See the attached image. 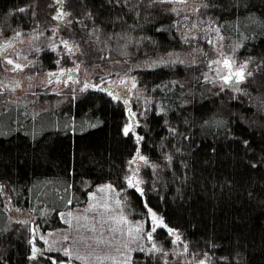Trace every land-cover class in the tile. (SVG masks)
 I'll list each match as a JSON object with an SVG mask.
<instances>
[{"label": "trees", "instance_id": "1", "mask_svg": "<svg viewBox=\"0 0 264 264\" xmlns=\"http://www.w3.org/2000/svg\"><path fill=\"white\" fill-rule=\"evenodd\" d=\"M202 2L209 7L198 12L199 29L201 20L218 28L228 52L248 65L249 76L237 90L205 80L203 57L196 55L193 63L194 55H186V46H206L201 35L185 44L181 26L187 13L173 3L59 4L70 15L54 34L79 48L72 57L67 52L62 65H136L159 54L175 59L176 53L185 54V62L168 59L135 69L158 109L127 136L125 105L96 89L61 102L53 110L54 124L21 123L16 114L18 123L1 125L0 264H53L45 256L30 258L31 222L10 219L5 204L33 214L39 230H53L63 227V211L84 207L90 193L107 183L126 191L135 217L146 220L150 209L163 219L167 228L158 227L154 239L182 246L190 259L185 263L209 258L211 264H264V0H235L240 6L227 9L229 0ZM21 7L26 11L19 12ZM56 7L53 0H0V38L37 22L50 29L57 24ZM57 58L42 52L39 69H56ZM140 152L149 163L134 188L126 178ZM133 261L172 264L157 252L137 253ZM179 261L175 264H185Z\"/></svg>", "mask_w": 264, "mask_h": 264}, {"label": "rangeland", "instance_id": "2", "mask_svg": "<svg viewBox=\"0 0 264 264\" xmlns=\"http://www.w3.org/2000/svg\"><path fill=\"white\" fill-rule=\"evenodd\" d=\"M53 2L57 5L55 17L61 8L56 3V0H53ZM173 4H175V8L187 13L184 14L186 16L181 26L182 39L185 44H188L190 39L197 40L201 35L202 38L200 40L206 46L198 45L199 47L194 50L189 49L187 46L185 47L186 55H194L193 63L196 60V55L203 57L204 61L201 63H204L205 66L203 72L205 80L225 87L222 77L226 76L228 72L222 62L226 58L231 61L234 70L240 69L241 65H246L244 69L245 75L246 77L249 76L248 65L239 63L236 57L228 52L224 39H220L222 37L220 31H215L216 27L205 24V21L201 20L200 23L204 24V28L199 29L200 24H198L199 26L197 25L199 23L197 20L199 11L197 12L196 9L200 10L203 6L202 0H186V3ZM193 16L195 19H193ZM65 18L66 15L63 19H55L57 24L50 29H46L41 25V22H37L27 30L0 38V45L6 47L15 46L7 50L3 58L4 73L0 80L3 82L4 80L5 82L7 81L9 86L0 83V118L3 117L1 114L4 112H10L11 114L8 113L9 116L3 117L4 119L0 121V127L1 125H15V122H17L15 118L18 115L21 117V123H24L23 120H25L33 125L42 123L43 126H48L54 124L52 118L55 112L53 111L54 108L61 107V102L68 101L70 96L74 100L86 88L96 85L112 88L114 93L120 96L119 100L122 102L128 101L131 104L138 126L145 123L151 113L156 110V107L158 109V105L155 98L149 95L146 87L139 83L137 74L134 73L135 69L157 67L166 64L168 59L172 60V63H184L185 60L182 56L185 54L176 53L175 59H166L167 57L162 54L153 55L136 65L131 62H108L105 65L98 64L89 68L75 62L70 67L65 66L62 63H64L65 54L70 51L69 49H72L70 57L79 50L76 46L71 47L70 45L66 48L62 44L61 38L54 34L59 30ZM18 33L20 35H17ZM9 44L11 45L9 46ZM207 48H213L212 54ZM204 49H207V51ZM46 50L55 53L58 57L57 61L59 62L57 63L56 61L57 68L55 70L66 69L70 72H80V82L73 83L71 81L68 85L49 82L48 73H51L49 72L50 70L39 69L38 67L40 62L38 57ZM9 59L14 64L22 66L23 70L19 75L12 74L14 72L13 65L6 63ZM213 61H219L220 63H213ZM109 96L117 99L113 93L109 94ZM37 104L40 105L38 110L35 109ZM37 114L38 117L33 119ZM32 116L34 117L32 118ZM139 155L147 159L141 152ZM148 163V159L147 163H145L136 156L134 165L130 168L126 178L128 186H130V179H133V183L139 181L136 187L143 182L142 170L145 164ZM108 185H111L110 190L99 191L100 188H106ZM5 210L8 217L14 221L30 222L28 219L33 215L28 211L18 210V208L9 203L5 204ZM151 212L153 211L151 210ZM157 216L160 217L159 215ZM61 217L63 227L53 230L41 231L36 225L32 224L33 222L31 223V234L32 229H35L34 235L31 237V251L33 247L41 249L43 256L51 257L52 262L55 261V258L50 256L53 253L61 256L62 259L60 261H66V264H125V260L129 257L131 258V264H133L137 253L142 252L139 249L143 248L145 249L143 252H148L147 250L152 248L153 244H155L156 248L162 249V251L157 253L163 261H170L172 264L179 260V262L182 261L181 263L184 261L190 262L182 246L174 243L163 245L156 242L154 233L151 241L146 239V234L151 224L150 212H148L146 220L135 217L134 209L130 205L126 191L120 190L112 184L107 183L97 186L90 193L89 201L84 207L65 210L62 212ZM121 218H124L126 222H121ZM138 225L143 229L139 234L136 232ZM65 236L68 238L67 240L63 239ZM173 237L175 238V235ZM45 240H47V243H45ZM49 247L52 248L51 252L48 251ZM66 248L72 251L71 257L63 255V251ZM39 255L38 253L37 256ZM77 255L85 259L77 260L75 259ZM180 257L183 259H180ZM201 261H204V264H211L209 258L199 260L196 264H200Z\"/></svg>", "mask_w": 264, "mask_h": 264}, {"label": "snow or ice", "instance_id": "3", "mask_svg": "<svg viewBox=\"0 0 264 264\" xmlns=\"http://www.w3.org/2000/svg\"><path fill=\"white\" fill-rule=\"evenodd\" d=\"M62 2H63V0H56V3L57 4H61ZM152 2L155 3V2H157V0H152ZM159 2L160 3H186V0H159ZM106 3H108L110 5H118V4H121V3L128 4L129 3V0H106ZM238 6H240V5H238L235 2V0H229V2H226L223 5V7L225 9H227L228 7L235 8V7H238ZM203 7L204 8H208L209 7V4L204 3L203 4ZM245 7H246V5H245ZM18 11L19 12H25L26 9L23 8V7H21V8L18 9ZM173 11H175V9H173ZM196 11L198 12L199 9H196ZM65 15H70V13H64L63 11H60V12L57 13V15L55 17H53V19L60 20V19H63V17ZM88 15L91 16V13H88ZM93 31L95 32L96 30L94 29ZM215 31L219 32V29L217 28V29H215ZM17 35H20V34L18 33ZM97 39H98V37H97ZM220 39H223V37H220ZM62 43H64V45H65L66 48L68 47L67 41H62ZM209 43H211V41H209ZM9 46H10V44H9ZM69 50L72 51V49H69ZM53 51H55V49H53ZM58 62L59 61H57V63ZM6 63L9 64V65H13V71H22L23 70V68H22V66L20 64H14V62L12 60H10V59L7 60ZM213 63H220V62L219 61H213ZM222 63H223V66L228 69V75L222 77L224 83H230L231 82V77L233 75L239 77L241 80L244 78V69H245L246 65H241L240 66V69L238 71L233 72L232 71V63H231V61L229 59H227V58L224 59ZM63 74L64 73H63V70H62L59 73V75H63ZM56 75H57V73H48V76L49 77L56 76ZM0 83H2V82H0ZM86 87H87V85H86ZM101 90H103V89H101ZM109 94L111 95V93H109ZM124 103L127 104L128 101H125ZM134 115L135 114L132 113V116H134ZM130 132H134V123H130V124L126 125L123 128V134L125 136H127ZM136 139H137V142H139L140 140L143 139V137L142 136H138ZM137 156H138V158L140 160H143L145 163H147V159L145 157L140 156L139 153H137ZM137 183H139V181H136V183H133V179H130L129 180V185L132 186V187H134V188L136 187V184ZM106 189H109L110 190L111 189V185L106 186V188H100L99 191L100 192H104V191H106ZM138 190L140 191V194L143 195V190L142 189H138ZM0 191H2V188H0ZM93 198L95 199V197H93ZM117 203H119V201H117ZM149 212H150V215H151V224L149 226V231L146 234V239H148L149 241H151L153 239V235L152 234L156 231L157 227L167 228V225L164 224L163 219L161 217H158L155 212H151L150 209H149ZM121 222H126V221L124 220V218H121ZM19 223H26V221H19ZM167 230H168L169 234L175 235V232H174L173 229H170L169 228ZM33 231H35V229H33ZM142 231H143L142 227L138 225L137 228H136V232L139 234ZM129 234H131V233H129ZM141 238H145V237H141ZM63 239L64 240H67L68 238L65 236ZM176 239L179 240L180 237L177 235L176 236ZM45 243H47V240H45ZM139 250L142 251V252L145 251V249H143V248H141ZM48 251L51 252L52 251V248L49 247ZM147 251L151 254L152 252L162 251V249L156 248L155 244H153L152 248L148 249ZM38 253L41 256H43V252L41 251V249H38L36 247H33L32 248V256L30 258L31 259H37V254ZM63 255L65 257H71L72 256V251L70 249H67L66 248L63 251ZM49 259H52V258L49 257ZM75 259H77V260H83L85 258L82 257V256L77 255L75 257ZM98 259H99V257H98ZM53 264H57V262L56 261H53ZM59 264H66V261H60ZM125 264H131V258L130 257L125 260ZM200 264H204V261H201Z\"/></svg>", "mask_w": 264, "mask_h": 264}, {"label": "water", "instance_id": "4", "mask_svg": "<svg viewBox=\"0 0 264 264\" xmlns=\"http://www.w3.org/2000/svg\"><path fill=\"white\" fill-rule=\"evenodd\" d=\"M11 45V44H10ZM6 48V46H4V49ZM239 70V69H238ZM238 70H234L233 69V67H232V71L233 72H236V71H238ZM227 72H228V69H227ZM75 73V75H74V77H75V80H79L80 79V77H81V74H78V72H74ZM73 77V78H74ZM245 79V70H244V78L241 80L239 77H237V76H235V75H233L232 77H231V82L230 83H224V85H225V87H229V88H232V89H238L239 88V86H240V84H241V82H243V80ZM68 81H72V79H71V75H70V79L68 80ZM94 89H96V90H100V91H102V92H104V93H113L114 94V96L117 98V99H120V96L119 95H117L116 93H114V90L112 89V88H106V87H104V86H97V87H93ZM101 89H103V90H101ZM123 104L125 105V108H126V111H127V117H128V119H129V124L130 123H134V130L136 129V127L138 126V122H137V120H136V116L134 115V116H132V113H133V111H132V106H131V104L128 102L127 104H125L124 103V101H123ZM33 217H30L28 220L32 223L33 222ZM33 224V223H32ZM32 235H34V231H33V229H32Z\"/></svg>", "mask_w": 264, "mask_h": 264}, {"label": "flooded vegetation", "instance_id": "5", "mask_svg": "<svg viewBox=\"0 0 264 264\" xmlns=\"http://www.w3.org/2000/svg\"><path fill=\"white\" fill-rule=\"evenodd\" d=\"M14 47L15 46L13 45L12 47H6V49H4V46L3 45H0V79L3 77L2 74L4 73V70H3V58H4V55L7 52V50H9L10 48H14ZM62 70H63V73L64 74L63 75H59V73ZM20 72L21 71H14L12 74L19 75ZM49 72H51V73H57L56 76L49 77L50 78L49 82H58V83H64L65 85H68L69 82H71V81H68L70 79V75H71V79H72L73 83L74 82H77V83L80 82V80H75V77H74L75 73L74 72H70L69 70H66V69H61L59 71H57V70L54 69L53 71L50 70ZM78 74H80V72H78ZM0 82H2L3 84L9 86L8 82L7 81L5 82V80H4V82L0 80ZM97 86H101V85H96L95 87H97ZM93 87H88V88H86V90H88V89H94Z\"/></svg>", "mask_w": 264, "mask_h": 264}]
</instances>
